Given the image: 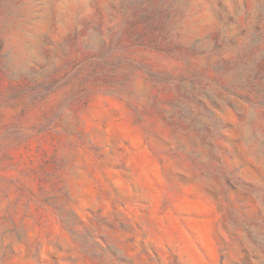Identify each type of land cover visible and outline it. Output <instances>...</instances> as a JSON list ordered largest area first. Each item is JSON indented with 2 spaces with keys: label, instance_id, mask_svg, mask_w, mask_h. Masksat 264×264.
<instances>
[{
  "label": "rangeland",
  "instance_id": "1",
  "mask_svg": "<svg viewBox=\"0 0 264 264\" xmlns=\"http://www.w3.org/2000/svg\"><path fill=\"white\" fill-rule=\"evenodd\" d=\"M0 264H264V0H0Z\"/></svg>",
  "mask_w": 264,
  "mask_h": 264
}]
</instances>
